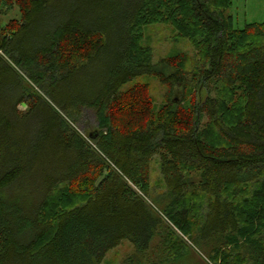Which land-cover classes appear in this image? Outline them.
I'll list each match as a JSON object with an SVG mask.
<instances>
[{
	"label": "trees",
	"instance_id": "trees-1",
	"mask_svg": "<svg viewBox=\"0 0 264 264\" xmlns=\"http://www.w3.org/2000/svg\"><path fill=\"white\" fill-rule=\"evenodd\" d=\"M14 5L0 26V264H102L123 239L120 264H264V21L235 27L233 0H0V14ZM157 22L196 56L153 61L142 28ZM110 41L106 70H81ZM87 110L95 130L81 132Z\"/></svg>",
	"mask_w": 264,
	"mask_h": 264
},
{
	"label": "rangeland",
	"instance_id": "rangeland-1",
	"mask_svg": "<svg viewBox=\"0 0 264 264\" xmlns=\"http://www.w3.org/2000/svg\"><path fill=\"white\" fill-rule=\"evenodd\" d=\"M5 8L6 7H3V11L0 14V26L5 24L12 18L18 19L19 17V12L15 5L7 8L6 10ZM229 11L233 13L235 27L240 28L244 24L250 22H262L264 21V0H233V6H231V9H229ZM141 42L143 45L151 48L153 53V61L176 55L183 56L180 57L181 59H183L185 55L190 56L191 58L196 56V51L194 50L191 41L184 35L180 34L179 30L169 22H157L144 25L142 28ZM114 50L115 44L114 42L110 41L105 47V51H103V54H100V57H98V59L94 62L90 63L87 68L81 70H106L105 64L108 65L109 63H105L104 60L108 59L112 55ZM83 73H81V75ZM77 75L71 77L70 80L76 86L78 85V87L81 85L82 89L85 90L84 86L78 83ZM91 75H94L89 76L91 77V79H96L95 74L91 73ZM136 80L142 81V79H140L139 77L136 78L135 81ZM143 80L146 81L150 86V94L153 98L155 106L158 107L163 105L168 93L167 87L159 83L153 76H149ZM21 107L24 108L25 105L21 104ZM205 122L206 118L202 117L201 124H203L201 126L205 125ZM94 125H96V121L94 120L93 113L90 110H87L85 111L83 118L80 119L78 125L76 126L81 132H92L95 130ZM154 167L152 173L153 186L154 182H156L154 179L158 177L156 164H154ZM199 247L203 252L205 251L204 247ZM194 248L200 255L205 257L204 253L197 246H194ZM131 252H133V244L128 239H123L119 243V245L115 247V249L110 250L106 254L102 264H120V262H122L124 258L130 255Z\"/></svg>",
	"mask_w": 264,
	"mask_h": 264
},
{
	"label": "water",
	"instance_id": "water-1",
	"mask_svg": "<svg viewBox=\"0 0 264 264\" xmlns=\"http://www.w3.org/2000/svg\"><path fill=\"white\" fill-rule=\"evenodd\" d=\"M89 135L92 136V133H90Z\"/></svg>",
	"mask_w": 264,
	"mask_h": 264
}]
</instances>
